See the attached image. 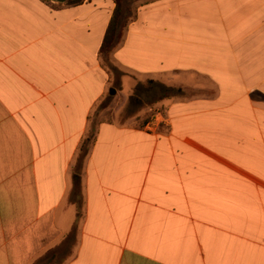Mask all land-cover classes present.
Segmentation results:
<instances>
[{
	"label": "crops",
	"instance_id": "obj_1",
	"mask_svg": "<svg viewBox=\"0 0 264 264\" xmlns=\"http://www.w3.org/2000/svg\"><path fill=\"white\" fill-rule=\"evenodd\" d=\"M135 2L109 72L113 0H0V264H264V0Z\"/></svg>",
	"mask_w": 264,
	"mask_h": 264
},
{
	"label": "trees",
	"instance_id": "obj_2",
	"mask_svg": "<svg viewBox=\"0 0 264 264\" xmlns=\"http://www.w3.org/2000/svg\"><path fill=\"white\" fill-rule=\"evenodd\" d=\"M82 1L83 0H66L65 3L75 5L81 3ZM113 1L115 3V7L99 49V57L101 59V63L109 72H113L112 64L109 62L110 58L112 59L111 53L118 45L127 25L134 18V14L131 10V2L133 0ZM105 54H107V59L105 58ZM163 97H165L164 93H162L155 99L157 100L158 98L160 99Z\"/></svg>",
	"mask_w": 264,
	"mask_h": 264
},
{
	"label": "rangeland",
	"instance_id": "obj_3",
	"mask_svg": "<svg viewBox=\"0 0 264 264\" xmlns=\"http://www.w3.org/2000/svg\"><path fill=\"white\" fill-rule=\"evenodd\" d=\"M135 1H137V0H133L131 2V10L135 6V4H137ZM132 13H133V10H132ZM109 62L111 64H113V59L110 58V61ZM111 77H112L111 79H113V85L112 86H115L116 92H115L114 95H112V96L109 97V101H111V103H112L110 105V109L107 110L106 112L100 111L96 115L97 116L96 118L98 120H100V119H109V116H111L113 114L115 115V114H118V113H124L126 115L127 114H130L131 115L132 113L134 114L138 109H140L142 107L148 108L149 106H151V108L148 110V112H149V116H148V119H147V121H148L149 118H150V116H151V114L153 113V110L154 109H160L161 110V103L160 102L153 103V104L149 105L150 104L149 101L151 99V94L142 96L143 103L141 104V106L137 107L135 109V111H133L132 106L129 104V102H128L129 100L128 101L126 100L124 103L122 102L123 97L121 98V96H122L121 94L118 96V98L113 99V97H115V95L118 93L117 90L120 88V86L117 84L116 75H114V73L113 74L111 73ZM134 83L136 85L135 87H140L141 86L142 88L143 87L144 88H150V85H151V83H149L148 80H144V81H137V80H135ZM96 118H94L95 119V122H96Z\"/></svg>",
	"mask_w": 264,
	"mask_h": 264
},
{
	"label": "built area",
	"instance_id": "obj_4",
	"mask_svg": "<svg viewBox=\"0 0 264 264\" xmlns=\"http://www.w3.org/2000/svg\"><path fill=\"white\" fill-rule=\"evenodd\" d=\"M164 121L161 110L154 109L149 120L145 123L144 128L147 131H154V129Z\"/></svg>",
	"mask_w": 264,
	"mask_h": 264
},
{
	"label": "water",
	"instance_id": "obj_5",
	"mask_svg": "<svg viewBox=\"0 0 264 264\" xmlns=\"http://www.w3.org/2000/svg\"><path fill=\"white\" fill-rule=\"evenodd\" d=\"M52 1H55V2H58V3H63V2H65L66 0H52ZM115 92V90H111V92L110 93H114Z\"/></svg>",
	"mask_w": 264,
	"mask_h": 264
},
{
	"label": "snow or ice",
	"instance_id": "obj_6",
	"mask_svg": "<svg viewBox=\"0 0 264 264\" xmlns=\"http://www.w3.org/2000/svg\"><path fill=\"white\" fill-rule=\"evenodd\" d=\"M105 58L107 59V54H105Z\"/></svg>",
	"mask_w": 264,
	"mask_h": 264
}]
</instances>
